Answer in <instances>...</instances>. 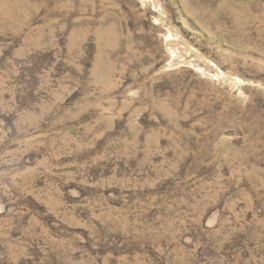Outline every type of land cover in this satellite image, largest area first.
I'll use <instances>...</instances> for the list:
<instances>
[{
  "label": "rangeland",
  "instance_id": "obj_1",
  "mask_svg": "<svg viewBox=\"0 0 264 264\" xmlns=\"http://www.w3.org/2000/svg\"><path fill=\"white\" fill-rule=\"evenodd\" d=\"M0 264H264V0H0Z\"/></svg>",
  "mask_w": 264,
  "mask_h": 264
}]
</instances>
